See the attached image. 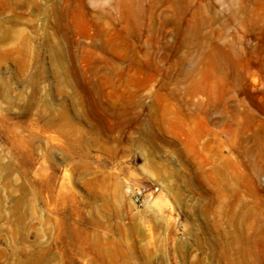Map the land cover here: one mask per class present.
<instances>
[{
  "label": "rangeland",
  "instance_id": "374dc122",
  "mask_svg": "<svg viewBox=\"0 0 264 264\" xmlns=\"http://www.w3.org/2000/svg\"><path fill=\"white\" fill-rule=\"evenodd\" d=\"M0 264H264V0H0Z\"/></svg>",
  "mask_w": 264,
  "mask_h": 264
},
{
  "label": "built area",
  "instance_id": "2783aa9c",
  "mask_svg": "<svg viewBox=\"0 0 264 264\" xmlns=\"http://www.w3.org/2000/svg\"><path fill=\"white\" fill-rule=\"evenodd\" d=\"M136 202L140 203V198L139 197L136 198Z\"/></svg>",
  "mask_w": 264,
  "mask_h": 264
}]
</instances>
